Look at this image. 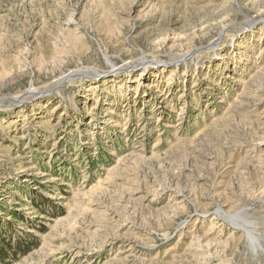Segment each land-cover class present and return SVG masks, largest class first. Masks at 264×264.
Masks as SVG:
<instances>
[{"label":"rangeland","instance_id":"rangeland-1","mask_svg":"<svg viewBox=\"0 0 264 264\" xmlns=\"http://www.w3.org/2000/svg\"><path fill=\"white\" fill-rule=\"evenodd\" d=\"M225 1L0 0V264H264V255L244 253V240L220 255L201 245L240 236L214 215L208 198L217 200L239 178L234 171L243 150L230 155L227 137L244 139L249 120L240 124L225 107L239 94V78L253 70L248 46L264 32V2L234 0L239 6L224 18L230 27L215 52L205 48L218 29L172 41ZM244 17L259 22L244 32L230 29ZM167 26L174 30L166 44L155 45ZM67 30L82 47L58 53ZM195 48L197 68L178 70L167 58ZM142 54L153 64L140 75L134 62ZM81 69L98 76L75 73L59 83ZM30 88L34 99L12 103ZM224 113L239 127L222 123ZM250 118L264 122V99ZM194 154L220 162L196 170ZM180 170L202 176L204 187L189 178L175 187L170 175ZM162 208L173 210L168 225L164 215L152 214ZM248 209L264 234V207Z\"/></svg>","mask_w":264,"mask_h":264},{"label":"bare ground","instance_id":"bare-ground-1","mask_svg":"<svg viewBox=\"0 0 264 264\" xmlns=\"http://www.w3.org/2000/svg\"><path fill=\"white\" fill-rule=\"evenodd\" d=\"M249 1H252V0H249ZM257 2L258 3L259 2L262 3V2H264V0H255V2H253L251 5L254 6L253 4H257ZM234 3L237 6H239V4L236 3V1H234V0L233 1L232 0H226L225 2H223V7L220 6L218 8H215V7L211 8V11L208 14V17L205 18V16H202V18L198 22V25L193 28L192 32L188 36L186 35V37L184 36V38L180 37L179 39H177V38L173 39L172 44H181L183 42H187L188 39H190V38H192V39L201 38V36L203 37L207 32H209L211 30H214V29H218L217 38L214 41L209 42L208 45L205 48V51H211V52L213 51V52H215L216 48L223 41V39H224V37H225V35L227 33V28L230 27L228 25H225L224 18L225 17L228 18L227 15L229 13L233 12V10L235 8V4ZM213 6H215V5H213ZM240 11H241V9H240ZM145 12H143V13H145ZM258 12H260V11H258ZM150 14H151L150 11H148V12H146L144 14V17L143 16L142 17L143 18H148L150 16ZM261 14H263V13H261ZM178 21H179V19H178ZM258 22H259V20H254V19H250V18L244 17L243 18V22L232 24L231 25L232 28H230V29H233L234 31H238V32H244L247 29L249 30L251 27L253 28V26H255ZM175 24H176V22H173L170 27H172ZM170 27L168 28V26H167V27H164L161 30L160 35L158 37H156L157 41L156 42L153 41V42H155L154 43L155 45H159L160 46V45L166 44L169 32L174 30V29H170ZM195 28H197V29L195 30ZM176 30H178V29H176ZM261 31H262V29H261ZM67 32H69V30L66 31V35L64 34L63 36H61V40H60L59 45H58L59 46V48H58L59 50L56 49L58 51V53H60L62 50H68V49L75 50V49H79V47H82V46H79V45H82V43L81 42H80L81 44L79 43L78 38H74L71 34H68ZM253 34H254V32H253ZM255 37H257L256 43H254L252 46L251 45L248 46V48L250 47L252 49L253 55H255V57L253 58L254 60L252 59L253 60L252 63L254 64L253 65L254 67H253V70L251 69L254 74L252 75V72H249V73H247L246 77H240L239 78V81H238L239 84H240L239 94L238 95L236 94L233 97V101L229 102L227 107H225V108H227V111L229 110L232 113H234L236 118H241L239 120V122L240 121L241 122H243V121L247 122L249 120L250 128L247 129L244 133L242 132L243 135H244V139L240 140V139H238V137L236 135H233L232 137H227L226 136L227 138L230 139V141H231L230 143L232 144V146L234 148V149H231V150L230 149H228V150L226 149V151H228L230 153V155L235 153L237 150H243L242 151L243 154H238V155H242V156L240 157L241 159L239 160L238 164L236 165V171H234V172H236L234 178L236 176H239V178L238 177H237V179L233 178L234 179L233 181H235L234 183L236 184V186L228 185V186H231L229 189H228V187H226L225 189H223L224 191L222 190L223 192L220 195H216L217 198H218L217 200L223 199V202H221V201L218 202L217 200H215L216 198L215 199L214 198L212 199L210 197L208 198L215 204L216 208H215V210L213 212L214 215H216L218 218H220L221 221H223L222 223L227 224V227L228 226L231 227L230 229H232L234 233L237 232L240 235L239 239H234L233 238L235 234L233 235V237L229 236L230 240H227V242H225L226 244H220V243L219 244L218 243L214 244V242H211L213 240H211V241L204 240L203 244H201L203 247L206 248V249L205 248L204 249L207 252L209 250L211 251L213 249V250H215L214 252L215 253L217 252L218 255H220L219 252L224 253V250L222 248H224V247L227 248V246L230 245V244L231 245H235L239 241L241 242V240L242 241L244 240V242H245L244 244H245V248L246 249L244 250V253H246V254L249 253L253 258H259V257H262L264 255V234L262 232L258 231V223L259 222L255 221V220H253L251 218L252 217V213L250 215V211L248 209L251 204L258 205L260 207L261 206L264 207V122L258 124L255 120H252L250 118V116H252L255 112H257L259 106L263 103V99H264V63H261V64L257 63V61L260 58H262L263 54H264V32H262L261 34L256 35ZM236 44H237L236 41H234L233 42V46H235ZM239 45H241V44H239ZM253 46H254V48H253ZM198 53H199V50L197 48H195V49H189L187 52H185L183 54H180V55H178V54L174 55V54L168 53L169 55L167 56V58H168L169 62L174 65L175 69L176 68L178 69L179 65L183 64L184 67L186 68L185 70L187 71L189 63H192V65L195 68H197V66L200 64L198 62V59L200 58V55H196ZM218 56H219V54H218ZM103 57L105 59V62L110 64L109 59H108V57L105 54L103 55ZM224 57L225 56H223L221 58L223 59ZM248 59H249V57H248ZM146 60H147V57L144 54H142L141 59L139 61H137V62H134V64L136 66H141L142 71L140 72V75H143V72L148 67V65H152L153 64V60H150V61H146ZM199 68L201 69V67H199ZM161 70L165 71L164 68H163V69H159L158 72H160ZM75 73L76 74L78 73V75H80V76L84 75V76H88V77L90 76L91 77V74H94L93 76H95V77L98 76V74H97L98 72L95 69H92V70H88L87 69L85 71L81 69V70H78V71L71 72V73H69V75H66V76L62 75L63 77L59 79V83H61V81L63 83L65 81H68V79L70 78L71 75H76ZM183 73L185 74L184 70H183ZM167 81H170V78L167 79ZM34 90H35L34 88H30L29 90H27L24 93H22L20 95V97H16V98L11 99L12 103L16 102V100H18V99H19L18 101H20V102H24V101H28L30 99H34V96H35ZM225 116H226V113L223 114L224 122H222V123H226V124H227V122L228 123L229 122H231V123L235 122L236 123V120H234V119H232V120L229 119L228 120V118L225 117ZM239 122L237 121V123L235 124V127L239 125ZM241 122H240V124H241ZM244 124H245V122H244ZM231 125L232 124H230V127H232ZM246 126H248V125H246ZM237 131H239V130H237ZM225 135H227V134H225ZM195 141H197V140H195ZM195 144H199V143H195ZM219 147H220V145H219ZM220 149H222V148H220ZM220 152H219V156L222 157L223 153H220ZM231 152H233V153H231ZM135 155H137V154H135ZM137 156H139V154ZM231 158H232V156H230L228 159H231ZM190 160L194 164V168L196 170H198V169L206 170L207 169L208 171H209V167L210 166H212L213 164H217V163L219 164V162H220V161L218 162V156L215 157V156H212L211 154H199V155L194 154V155H192L190 157ZM121 162H123V161H121ZM185 173H186V175H185ZM190 173H191L190 171L187 173L185 170H182V171L180 170L176 174H171L170 175V181H171L172 184L175 185V187H177L176 185H179V184H185L184 179H187V178L193 179V180H191L192 181V185L193 186L195 185L196 187L199 185V183L201 184L199 186H202V184L206 183V180H203L202 176L196 175L197 177L195 176L196 177L195 178V177H191V175H188ZM201 182H203V183H201ZM190 184H191V182H190ZM190 184H188V185H190ZM202 187H204V186H202ZM164 189H166V188L164 187L163 190ZM191 189H193V188L191 187ZM172 193L174 194V196L176 198H179V195H176V194H178L177 192H175V193L172 192ZM173 194H171V195H173ZM130 196L131 195H129L128 198ZM207 196L208 195H206V197ZM209 196H210V194H209ZM183 198H185V197L183 196ZM129 201H131V199H129ZM132 201H134V200L132 199ZM175 201H177V200H175ZM180 201H181V199H180ZM186 201L190 202L189 200H186ZM190 203L193 204V206L191 205L192 207H194V206L197 207V204L194 205L193 201H191ZM223 204L230 205V206L232 205V208H234V209L239 206L240 209H238L237 211L234 210L235 212H232V213L231 212H227V211H225L223 209ZM175 205L176 204H174V206ZM148 206H150V205H148ZM169 206H170V204H169ZM176 206L174 208L176 210L179 209V208H176ZM168 210H167V208L159 209L156 212L153 210L152 214L153 213L154 214L161 213V215H164L163 217H164V220H165V223H166L168 221V219L171 218V216H170L171 211L173 213L172 209H171L170 212H168ZM149 212H150V210H149ZM195 212H196V210H195ZM170 221L172 222L173 220H170ZM168 224L169 223L167 222V225ZM190 235H192V233H190ZM193 235H192V237H193ZM206 235H209V234H206ZM204 238H206V237H204ZM202 239H203V237H202ZM196 242H197V239H196ZM127 246L130 247L129 245H127ZM220 249H221V251H219ZM129 252H131V251H129ZM212 252H211V254H213ZM208 255L209 254L207 253V256ZM217 257H220V256H217ZM120 258H118L116 260L117 261L118 260L122 261V263H124L126 261L125 258H123L121 260H120ZM249 258H250V256H249ZM205 259L207 261L209 260L207 258H205ZM248 261H250V260H248ZM197 263H198V260H197Z\"/></svg>","mask_w":264,"mask_h":264}]
</instances>
